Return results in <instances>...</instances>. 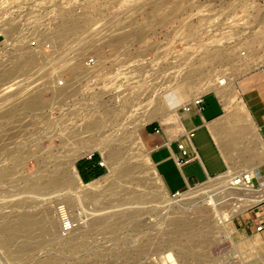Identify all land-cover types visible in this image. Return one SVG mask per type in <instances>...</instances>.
Returning a JSON list of instances; mask_svg holds the SVG:
<instances>
[{
    "label": "rangeland",
    "instance_id": "rangeland-1",
    "mask_svg": "<svg viewBox=\"0 0 264 264\" xmlns=\"http://www.w3.org/2000/svg\"><path fill=\"white\" fill-rule=\"evenodd\" d=\"M64 17H82L79 26L54 38L59 47L66 49L63 61L74 65L81 62L79 67L51 68L58 64V59L56 62L41 59L37 62H45L50 68H31L28 65L35 59L21 55L12 61L15 68L0 71V217L14 211L10 205L28 197L22 193L37 188L40 178L47 181V176L59 173L60 164L69 157L82 153L75 160L77 170L79 161L97 154L106 174L74 190L79 193L97 189L102 194L79 198L75 192L64 194L63 187L52 183L50 190L48 185L44 187L47 192L41 197L34 196L35 207L29 211L37 217H42L44 210L51 211L57 221L55 236L65 237L56 212L61 202L70 216L93 211L107 217L113 215L108 223H113L123 211L139 210L142 214L158 206V203L123 206L127 191L142 192L145 181L128 178L113 185L119 165L112 171L101 147L112 141L114 147L126 146L129 156L134 148L140 147L138 156L125 163L150 171L154 166L145 145L148 129L157 126L175 137L179 133L170 122H164V117L157 116L143 124V113L152 110L173 89L180 91L184 104L216 92L211 86L220 77H232L233 88L237 90L242 79L264 65V5L258 0H90L76 10L64 12L57 26ZM121 32L131 35L116 41L113 34ZM91 57L97 59L101 69L84 67ZM190 71L199 76L195 83L181 84ZM96 73L98 76L92 77L95 78L92 81L90 78ZM62 77L68 80L69 88L59 94L57 83ZM8 83L14 87L11 93L3 90ZM31 89L43 100L39 108L23 105L27 99L23 96ZM177 112L178 120L182 107ZM93 122L97 126L89 131L87 127ZM87 135L97 141V146L75 148ZM226 174L184 191L192 192L195 199L189 205L192 208L182 215L192 221H207L194 230L202 233L200 238H188L190 232L168 236L159 233L160 220L171 214L163 210L161 217L143 214L138 232L130 225L115 231L104 225L89 230L88 222H84L83 229L89 231L83 241L85 246L78 253L61 251L52 243L50 234L37 231L40 237L32 240V250L21 259H12L0 245V264H264V201L240 210V195L234 193L224 196L219 208L201 199L208 192L224 190ZM156 180L151 175L146 181ZM157 182L161 185L157 188L161 193L160 205L167 201L175 206L182 203L181 197L165 192L162 181ZM251 188L260 191L264 184L260 186L253 180ZM23 209L19 206L16 211L21 213ZM223 213L231 218H224ZM140 237L147 240L146 247L151 251H163L166 238L172 249L161 254L125 253L129 248L135 249ZM189 250L191 254H183Z\"/></svg>",
    "mask_w": 264,
    "mask_h": 264
},
{
    "label": "bare ground",
    "instance_id": "bare-ground-1",
    "mask_svg": "<svg viewBox=\"0 0 264 264\" xmlns=\"http://www.w3.org/2000/svg\"><path fill=\"white\" fill-rule=\"evenodd\" d=\"M157 9H158V7H157ZM81 22H82V17H78V18H76V17L75 18H69V17L65 18L64 17L62 23L56 27L54 32L58 36H60V34H62L63 31H65L66 29H72L73 27L79 26L81 24ZM111 35H112V33H111ZM113 35L115 36L116 41L121 42L125 37H128L129 35H131V33L130 32H121V33L113 34ZM249 44H250V41H249ZM252 51H254V50H252ZM10 63L12 64L13 62L11 61ZM79 63L81 64V62H77L75 65L72 66L73 70H75L77 67L80 66ZM21 64H23V63H21ZM13 68H15V66ZM198 77L199 76H197V75L194 76V73L192 71H190L189 73H187L185 79H182L183 82L181 81L182 83L181 82L180 83L185 84L186 86L192 85L193 83H195V80ZM73 79L75 80V78H73ZM73 87H74V85H73ZM211 87L214 88L215 91L217 93H219V95H221L222 97L227 99L229 96H231V94L233 92L232 77H224V78L220 77L218 79H215L213 81ZM30 92L28 94H26V93L24 94L23 98H25V96H26L27 99L26 100L24 99L25 102L23 103V105H25V107L28 106L29 108L41 107V105H43V100L41 99L40 94L33 93L32 89L30 90ZM20 98H22V96ZM184 105H186V104H184ZM9 109H10V107H9ZM177 113H178L177 111H170L166 107V105L164 104L163 99H160L159 101L156 102V105L154 106V108L152 110L145 111L143 113V116L145 117V119L143 120V124H147L149 122H152L155 119V117L157 118V116H160V117H164L165 123L170 122V124H173V125L175 124L178 126L179 121L176 118ZM11 114H12V112H11ZM96 126H97V123L93 122L91 125H89L87 127V129L89 131L95 130L94 128ZM96 131H97V128H96ZM96 144H97V141L90 139L89 136L87 135V137L83 136V138H81L79 140V142H77L75 144V146H76L75 148L92 149L93 147L97 146ZM113 144H114V142L110 141L107 146L101 147L102 155L105 158L106 162L110 165V169L112 171H114L113 170L114 166L119 165V171H118L117 177L115 178V181H113L112 184L114 185L115 183H118V182L123 181L125 179L127 180L128 178H132L136 181H145L144 190L142 192H139L136 189H132L130 191H127V194H125L124 198L122 199L123 206L126 205L129 207H132V206L134 207L135 205L138 206V205H145V204H152V203H158V206L153 208L151 212H145L142 214H141V211H139V210H134L131 212L123 211L120 213V216L117 217L116 220H114L113 223L111 221V223L109 222L110 223L109 224L108 220L113 215L107 217L104 215H99V214H97L96 211H93V212L84 213V215L79 214V215H75V216H70L68 208L66 207V205H63L61 202L56 206V212L58 215V223L62 224L61 232L62 233L64 232L66 234H65V237L62 234L55 236V232L53 230H55V224L57 223V221H55L53 219V216L51 215V211H49L48 209L44 210L42 217H37L38 215H36L35 212L33 213L29 210H31L35 207L36 202L33 203L34 196L39 195L38 197H41L40 196L41 194L47 192L46 191L47 188H44V187L47 185L49 186V184L54 183V184L58 185L57 187H63V189L61 191L64 194H69V193L75 192L74 189L83 184V181L79 177V174H78L76 167H75L76 158L82 154L81 152H79V153L77 152L78 154L76 153L74 156L69 157L68 159H66L64 162H62L60 164L61 165V171L59 173L57 172L54 175L47 176V177H49V179L47 181H46V179H47L46 177H45L46 179L40 178V180H42V181L37 184V188H35V189L33 187V189L31 188V190H29V191L27 190L26 192L23 190L24 193H22V194L27 193V195H29V196L24 197L23 199H21L17 202L15 201V199L12 200V201H15V203L12 204L13 206L12 205H10V206L13 207L15 210L9 212L8 214H3L0 217V245L6 250V253L8 254L9 257L17 260V259H21L26 254H28L32 250V243H31L32 240L40 237V235L37 234V231H45L48 234H50V236L52 237V243L55 246H58L61 251H70L73 253H78L79 250L85 246V243H83V241L85 239V234L88 233L89 230H94L97 227L104 225L107 228H109L111 231H115V230L119 229L121 226L130 225V227L133 231L138 232V230L141 227L139 220H140V217L143 216V214H155V215L161 217V211H163V210L166 211V213L171 211V214H166L160 220V223H159L160 231H159V233H161L162 235L168 236L170 234H180V233L183 235L186 232H190V234L187 235L188 238H190V239H192L194 237H198V238L201 237L202 233L200 231L197 232L194 230L198 227V225L206 223L207 221H204L201 219L192 221V220H189L184 215H182L185 211L190 209L191 206H189V205L194 202L195 196L193 195V193L192 192H189V193L183 192V193H180L178 196H176V197H181L183 199L182 203H179L178 206L173 205L170 201H167V202L160 205L159 200L161 198V193H159V190H157V188H161V185L157 181H161V179L158 176L156 169L154 167H152L151 170L149 171V170L144 169L140 165L131 166V165H128L125 163V161L127 159L129 160V159H132V158H135L138 156V154L140 152V147L134 148L133 149L134 152H132V155L129 156L126 146L121 145L120 147H114ZM148 158H149V156H148ZM19 163H21V162H19ZM151 175L152 176L155 175L157 177L156 182L146 181L147 178L150 177ZM226 175L227 176H226V179L224 181L226 188L224 190L221 189V191L218 190L215 192L214 191L213 192L207 191L208 193L206 195L202 196L201 199H207L206 201L209 205H213L214 208H219V206L223 203V202H221V199L228 194L234 193L236 195H240L239 198L241 199V203L238 207V208H240V210H243V207L250 206V205L257 204V203L264 201V188L260 191H257V190H254L253 188H251V186H246V185L242 184L241 178L245 175H237L234 173H228ZM246 175H247L249 180H251L253 177V174L252 175L246 174ZM134 180H132V181H134ZM157 184L160 186L158 187ZM82 186H84V185H82ZM162 186L165 187L163 185V183H162ZM50 187L51 186H49V188H48L49 190H50ZM101 192H103V191L93 189L91 191H84V192H79V193L75 192V193L79 198L87 199L88 197H93V196L95 197L97 194H99ZM165 192H167V190ZM16 194L18 195V193H16ZM22 194L20 195V193H19L20 197L22 196ZM14 196H16V195L14 194ZM14 196L11 195V198ZM144 197H145V199H144ZM69 200L74 201L75 199L69 198ZM69 200H67V201H69ZM77 201H79V200H77ZM74 202H76V201H74ZM6 203L7 202H5V204ZM238 204H239V202H238ZM159 205H160V207H159ZM19 206L24 207V209L21 213L16 211V208ZM231 213H233V212H231ZM222 216H224V218H227V217L231 218L230 215H227L225 213H223ZM85 218H86V220H85ZM67 220H70L71 225H72V228L69 231H65V229L63 228V225H64L65 221H67ZM86 221L88 222L89 230L83 229V224ZM138 241L139 242L136 245L134 250L129 248L125 251V253L145 254V253H149L151 251V250H149V248L146 247L147 240H145L144 238H141ZM141 241H143V242H141ZM168 241L169 240L166 238V244H165L166 246H165V249L163 251H160V249L159 250L153 249L151 251V253L152 254H155V253L161 254L165 250L172 249V245H169ZM4 253H5V251H4ZM183 254L187 255V254H191V253L189 250L187 252H183Z\"/></svg>",
    "mask_w": 264,
    "mask_h": 264
},
{
    "label": "crops",
    "instance_id": "crops-1",
    "mask_svg": "<svg viewBox=\"0 0 264 264\" xmlns=\"http://www.w3.org/2000/svg\"><path fill=\"white\" fill-rule=\"evenodd\" d=\"M186 115L188 118H184ZM178 121V126L172 124L178 129L177 137L163 129L155 132L157 126L150 127L145 137L149 160L167 192L182 193L226 173L253 174L258 185L264 184V65L242 79L227 99L217 92L208 93L201 112L192 108L181 117L178 114ZM192 131L194 136L190 138ZM180 143L192 158L183 167L175 161L181 156ZM100 161V156L85 159L92 168L90 172L85 170L88 183L106 174Z\"/></svg>",
    "mask_w": 264,
    "mask_h": 264
},
{
    "label": "built area",
    "instance_id": "built-area-1",
    "mask_svg": "<svg viewBox=\"0 0 264 264\" xmlns=\"http://www.w3.org/2000/svg\"><path fill=\"white\" fill-rule=\"evenodd\" d=\"M86 1L90 0H0V71L12 69L13 65L10 62L16 61L17 57L21 55L29 57V60L35 59V62L28 65L31 68H50L45 62L53 59L55 62L56 59L59 61L56 62L58 64L55 67L51 68L64 69L69 68L68 65L72 68L74 62L63 61V53L66 52V49L59 47V44L54 40L57 38L54 31L64 12L72 8L76 10ZM258 2L264 5V0H258ZM41 59L46 61L37 62ZM84 67L93 71L101 69L95 57L86 59ZM97 76L96 73L90 79L94 81L95 78L92 77ZM4 87L5 93H11L14 90L12 83H8ZM57 88L59 94H64L69 88L68 80L62 77L57 83ZM185 108L190 111L192 108H196L201 112L204 109V96H199L184 105L182 112H185ZM161 130L158 128L155 132L160 133ZM189 136L192 138L194 131ZM179 147L181 156L177 157L175 161L179 167H183L190 164L192 158L189 157L187 147L183 143H180ZM99 165L104 166L102 161L99 162ZM241 179L242 184L252 186L253 177L249 180L245 175ZM179 194L180 192L174 193L172 196L176 197ZM63 228L65 231L72 228L70 220L65 221ZM262 228L259 227V230Z\"/></svg>",
    "mask_w": 264,
    "mask_h": 264
},
{
    "label": "clouds",
    "instance_id": "clouds-1",
    "mask_svg": "<svg viewBox=\"0 0 264 264\" xmlns=\"http://www.w3.org/2000/svg\"><path fill=\"white\" fill-rule=\"evenodd\" d=\"M163 102L166 105V107L170 110V111H177L179 110L181 107H184V103L182 100V96L179 90L177 89H173L168 91L164 96H163ZM190 110L185 108V112L186 114L189 112ZM184 118H188V116L186 115Z\"/></svg>",
    "mask_w": 264,
    "mask_h": 264
},
{
    "label": "trees",
    "instance_id": "trees-1",
    "mask_svg": "<svg viewBox=\"0 0 264 264\" xmlns=\"http://www.w3.org/2000/svg\"><path fill=\"white\" fill-rule=\"evenodd\" d=\"M96 157H99V155H94L93 156V159L96 158ZM85 160H82V161H79L78 163V169L82 171L81 173V178L82 180L84 181V183H88V174L85 173V170L86 172H90V170H92L91 166H88L84 163ZM87 168V169H86ZM91 168V169H90Z\"/></svg>",
    "mask_w": 264,
    "mask_h": 264
}]
</instances>
